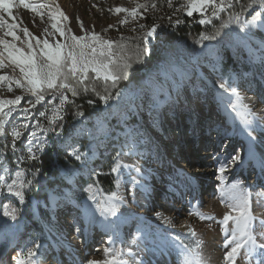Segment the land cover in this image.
Segmentation results:
<instances>
[{
	"label": "rangeland",
	"instance_id": "1",
	"mask_svg": "<svg viewBox=\"0 0 264 264\" xmlns=\"http://www.w3.org/2000/svg\"><path fill=\"white\" fill-rule=\"evenodd\" d=\"M232 1L240 0H224L225 4L231 7H226L218 16H212L211 7L203 16L199 13H194L192 16L199 20L210 19L212 21L210 24L202 25L209 30L204 35L211 36L219 30V35L214 40H203L202 43H198L201 40L200 37L189 42L183 41L172 46L168 45L161 62L156 61V58L152 59L151 52L158 51L159 47L165 45L162 44L165 38V28L162 22L169 20V17L173 20L181 15L187 16L186 9L182 10L181 7L187 3V0H171V3L169 0H27L29 3L48 5L47 8L41 10L42 17L30 9H25L19 0H10L13 5L12 16L10 17L7 11L0 10V16L8 23H17L19 28L27 27L38 39H48L50 45L57 41L71 43L72 34L83 36L87 32L90 37L95 31L104 40L112 42L113 51L117 55L130 57L132 65L128 70V78L122 79L118 88L111 90L113 98L107 103L96 95V92L100 95L107 94L102 75L96 79L94 73H89L90 78L85 82L88 87L87 92L83 91L84 85H80L78 86L80 95L72 97L71 93H67L70 102L73 98H80L86 104L92 100L93 103L90 105H93L97 112L92 116L79 115L71 125L70 135L65 139L64 145H61L69 154L72 149L85 154L80 160L83 176L73 175L69 180L70 188L59 193H51L48 202L32 197L29 201L24 198L23 203L20 202L19 197L14 196V193L16 191L23 193L24 187H20L21 183L25 184L30 180V176L24 170L25 162L31 160L28 159L26 151L28 132L36 131L37 137L46 141L45 151L37 152V158L51 145L48 132L51 126L49 119L53 117V113L50 110L52 106L47 104L51 97L46 96L45 102L36 106L35 111L32 112V118L27 121L30 127L22 130L21 140L17 141L16 151L13 154L11 127L25 122L20 108L27 106L26 101L30 93L26 88H20L15 83L16 80L21 79L18 68L7 60L3 66H0V76L6 77L5 80L0 81V99H14L16 95L24 96L17 111L12 117L7 118L6 138L0 135V219L6 217L4 206L9 205L8 211L15 210L14 215L18 226L17 230L5 232L4 242L7 248L2 256L3 264H15L12 258L16 257L21 250L26 253L27 248L34 245H39L35 255L30 258L35 264H86L87 260H101V257L94 256L91 251L87 252L86 239L81 231L83 225L78 217L84 216V210L87 209L84 202L90 195V187L97 189L99 199L102 201H107L112 196L98 186L97 181L101 176L113 177L115 188L112 193L117 194L122 190L128 194L135 192L131 179L125 172L111 171L117 163V153L120 154L119 163L123 156L130 157L132 154L136 160L146 166L149 172L154 174L153 178L167 181L172 187L174 186V192L181 188L182 179H187L185 175L174 170L176 166L174 162L181 160V156L188 157L187 162L190 167H193L199 163L197 156L203 151L213 150L214 155L218 153L220 157L228 149L223 156L228 160L233 155L240 154L242 142L238 136L239 129L233 125L234 120L229 119L227 113L223 110L220 113L219 110L223 108L221 100L227 98L231 90L219 89L218 83L227 82L231 88L236 89V92L240 91L253 97L264 108V62H262L264 44L251 36L249 31L231 22L236 16H239L241 20L251 21L256 13H261L257 20L260 22L264 20V7L254 0H244L241 6L235 5ZM138 4H147L146 11L141 9L143 18L133 19L126 13L110 11L116 7L132 9ZM57 9L68 17L67 20H62L59 15H56V20L61 22V26L72 29V33L67 36H62L51 28L54 21L50 19L49 13L55 14ZM77 17L84 25L83 31L77 22ZM121 20L127 22L121 24ZM141 24L145 25V28H140ZM153 24L159 26L157 35L149 37L145 43L144 35ZM225 24L227 27H221ZM109 25L113 27L109 28ZM6 31V27L0 29V36L12 41L11 36H4ZM17 35L21 39L13 42L18 47H24L23 40L31 39L25 37L19 29H17ZM32 43L35 44V40H32ZM137 53L141 54L138 62ZM229 55L233 57L232 63L236 65L231 63L229 67H226L225 63L229 60ZM97 58H100L98 53ZM166 69L170 72L183 73L185 89H182V86L179 88L182 91L179 92L178 102L171 107L168 103L164 104L160 109L158 122L154 123V113L150 110L153 91L161 101H165L169 96V91L160 75ZM151 81L154 82V88L149 85ZM117 91L121 95L117 96ZM132 96H136L135 104L129 101ZM58 103L59 99L53 101V104ZM67 105L63 106L60 117L63 116ZM46 108L49 109L46 117H39V112L45 111ZM37 122L40 124L39 129L34 127ZM129 129H138L142 134L135 143L127 137ZM56 140H59V136H56ZM33 142L35 143V140ZM164 143L172 144L174 147L170 151L172 154L166 150ZM96 144L98 147H95ZM253 171L248 168L246 175ZM13 181L16 183L9 191L7 185L12 184ZM261 181L259 184L264 183ZM195 185L199 191L194 194L188 184V188L184 186L185 190L183 189L182 195L178 196L173 193L168 196L173 204H185V200L180 202L184 196L186 198L192 196L195 203L198 201L201 204L192 212L188 210L192 213L196 223L190 227L186 235L180 236L192 248L194 254L198 253V257L195 256L199 262L229 264L224 259L225 252H222V257H219L212 252L208 253L206 249L211 243L213 247L225 244L229 250L226 241L231 239V229L235 225L229 221L227 225L229 231L226 232L224 231L225 225L222 223V214L229 212V207L226 204L224 206V203L218 199L217 190L214 191V188L208 187L209 183L198 182ZM208 189H210L208 196L210 202L205 201L203 197ZM162 192L160 188L156 190L154 196H161ZM255 200L262 206V209L257 211L260 220L253 221L250 218L253 234H256L258 226L264 221V188L256 192ZM186 207L188 208V205ZM88 216H91L90 210H88ZM8 218L12 220L10 216L6 217L7 220ZM74 218L76 222L69 223ZM125 218L127 216L117 213L110 228L111 236L112 233L117 235L123 228L126 231L127 238L124 244L115 247V250H121L119 257L121 260L129 240V244L132 243L130 238H133L137 232V226L145 227L137 217H128V220ZM202 223L205 225L202 226ZM76 228H79L80 232H77ZM219 233L222 235L220 236ZM95 236L96 242H90L93 247L97 246V241L104 242L102 241L103 236L100 234ZM257 243H264V239L258 237ZM205 251L207 254L204 253ZM249 256L251 255H245V249L242 248L234 264H251L248 260ZM27 262L26 260L25 263Z\"/></svg>",
	"mask_w": 264,
	"mask_h": 264
},
{
	"label": "snow or ice",
	"instance_id": "2",
	"mask_svg": "<svg viewBox=\"0 0 264 264\" xmlns=\"http://www.w3.org/2000/svg\"><path fill=\"white\" fill-rule=\"evenodd\" d=\"M20 4L23 5L25 9H30L33 13H37L43 16L42 9L48 7L46 4H34L29 3L27 0H19ZM254 2L260 3L264 7V0H254ZM171 3V0H169ZM155 5H153L154 7ZM13 7L10 0H0V10L7 11L8 15L11 17L12 12L11 8ZM182 10L186 9L187 16L192 17L194 13H199L203 16L206 10L211 7L212 16H218L221 12L225 10L226 7H231V5H226L224 0H187L185 5H182ZM147 10V4H138L136 7L129 9L126 7H116L110 9L116 13H126L128 16H131L133 19L136 17L143 18V12ZM56 15H59L62 20H67L68 17L59 9L56 10V13H49L50 19L54 22L51 24V28L55 32L60 33L62 36H67L72 33V29L67 26H61V22L56 20ZM261 13H256L249 20H241L239 16H236L231 22L239 25L241 29H246L251 31L249 25L255 24V22L260 18ZM171 21V17H169ZM77 22L81 28L84 30V25L82 21L77 17ZM126 20H121L120 23H126ZM175 23L179 25L181 20L176 19ZM200 24H210L212 21L210 19H200ZM264 26V20L260 21V25ZM7 28V31L4 32V36H11L12 41L4 39L3 36H0V66H3L5 61H9L12 65L19 69L21 74V79L15 81L16 85L20 88H26L27 92L30 93V97L27 99V106L20 108V111L23 114L24 123H20L18 126L11 127V136H12V146L13 154L16 151V143L21 140L22 130H27L30 126L27 122L32 118V112L35 111L36 106L45 102L46 96H50L51 99L47 101L48 105H51V111L53 117L49 119L50 125H55L57 119L61 118L59 114L63 111V106L70 103L67 93H71L72 97L80 95L78 86L84 85L83 91L87 92L88 87L86 81L90 78L89 73H94L95 78L99 79L102 75L103 81L105 84L106 95H100L99 92H96V95L100 97L102 101L107 103L112 99V89H117L120 81L122 79L128 78V70L131 68L130 57L124 55H117L113 51V45L111 41L104 40L98 33L93 31L89 37L88 33L85 32L83 36L71 35V43L67 41L61 43L57 41L55 44L50 45L48 39H38L35 37L27 27L19 28L17 23H8L2 16H0V29ZM109 28L113 27L112 25L108 26ZM140 28H145V25H139ZM158 25L153 24L148 28V31L144 35V41L147 42L149 37L157 35ZM221 27H227V25H222ZM17 29L24 33L25 37H30L31 39H25L22 41L24 47H18L13 41L20 40L21 38L17 35ZM47 32V29L45 30ZM219 35V30H217L213 35H203L201 34V40L198 43H202L203 40H214L216 36ZM32 40H35V44L32 43ZM26 48V50H25ZM97 53L99 59L97 58ZM140 53H137L136 60H140ZM264 62V58H262ZM175 75V73H174ZM181 78L183 79V73H180ZM5 76H0V81L5 80ZM218 88L229 91L237 95V98L243 102L244 97H240L236 93L235 88H231L230 84L227 82H219ZM95 92V89H93ZM116 95L119 96L121 93L116 92ZM179 97V92H177V98ZM24 99L23 95H16L14 99H0V135L5 136L6 138V128L5 125L8 123L9 117L13 116L21 105V101ZM59 99L58 104H53V101ZM178 100H174L171 95L165 101H161L153 91L152 102L150 110L154 113L153 121L154 123L158 122V117L161 114L160 109L164 106L165 103H168L169 106L175 104ZM89 104H92L93 101L89 100ZM243 107L247 110V114L252 117H256L257 113L253 112L248 105L244 104ZM235 111V107L233 108ZM48 108L45 111L39 112V117H46ZM82 115V113H80ZM126 118V117H125ZM264 118V117H262ZM39 129L40 124L37 122L34 126ZM246 129H251L250 124H245ZM55 132V128L51 129ZM254 131V129H252ZM59 135V133H56ZM142 134L138 129H129L127 137L131 139L134 143ZM248 135L251 138V131H248ZM28 140L26 151L28 154V159L35 160L37 152H43L46 149V141H42L37 137L36 131L28 132ZM35 140V143L33 142ZM70 155L75 156L77 160H82L85 156L84 153H78L77 149H72ZM117 153V163L111 168V171L116 173L119 172L121 167L128 168L130 165H121L119 163ZM21 159H23L21 157ZM242 157L239 153L233 155L231 159L225 163L221 162L219 171L224 172L225 168L229 164H234L237 161H241ZM39 171V169H37ZM139 171V169H137ZM19 175V173H17ZM15 181L12 184L7 185L9 191L14 187ZM32 181H28L30 185ZM21 188L25 187L23 183L20 185ZM14 196L19 197L20 202L23 203L24 196L21 191H16ZM93 201L96 202V210L99 211L100 215L107 221L108 217H115L120 203H124L122 197H117L116 193H112L111 198L107 201H96L95 196L91 197ZM9 205H5L4 216L11 217L15 220L14 211H8ZM230 211L225 213L223 216L222 223L225 225L224 231H229L227 225L229 221H232L235 225L231 229V239H228L226 242L229 245V250H226L224 253V259L229 262V264H234L236 257L240 254V250L245 249V255H251V253L256 249L264 250V243H257L258 237L264 239V221L258 226L256 234H253L251 228L250 217L248 213V198L247 195H241L239 193H233L232 203L228 205ZM84 215L88 217V210H84ZM156 216H160V212L155 213ZM203 218V217H202ZM94 219V213L91 217L88 218L89 224L92 223ZM10 226L5 222L0 224V232H6ZM77 232H80L79 228H76ZM139 232L140 229L138 228ZM194 234V233H193ZM114 242V241H113ZM132 243H137L136 238H133ZM39 245H34L33 247L27 248V252L24 253L21 250L20 253H17L16 257L12 259L15 261V264H25L27 260L31 264V259L37 250ZM199 247V244H197ZM127 254L131 264H144L142 260L137 261L136 255L132 253L131 248H128ZM105 255L111 254L110 258L106 261H96V260H87L86 264H129V261L121 260V250L116 249H105ZM198 257V253H196ZM186 264L188 261V256H186ZM260 264H264V259L261 260Z\"/></svg>",
	"mask_w": 264,
	"mask_h": 264
},
{
	"label": "bare ground",
	"instance_id": "3",
	"mask_svg": "<svg viewBox=\"0 0 264 264\" xmlns=\"http://www.w3.org/2000/svg\"><path fill=\"white\" fill-rule=\"evenodd\" d=\"M258 25H260L259 21H256L253 25H249L251 28L249 33L264 44V26ZM160 75L169 91V95H171L174 100H177L179 98H177V92L182 91L179 88L182 86V89H185L184 78L182 79L179 73L170 72L167 69L163 70ZM149 85L152 88L155 86L153 81L149 82ZM236 93H238L240 97H244L243 102L237 98L236 94L231 92L227 98L221 100L223 108H220L219 110L220 113L222 110L227 113V117L233 119V125L239 129L238 136L242 142V147L240 148V156L242 159L234 164H229L223 173L219 171V168L221 162L227 163L229 161L228 158H223L228 149L225 150L220 157L218 153L214 155L213 150L199 153L197 156L199 163L193 167L189 166V163L187 162L188 157L181 156V160L174 162L176 164L174 170L185 175L187 179H182L181 188L178 189L177 192H174V186L172 187L167 181H161L156 177L153 178L152 175L154 174L149 172L146 166L136 160L132 154L130 157L125 155L120 160L121 165L131 166L128 168L121 167L120 170L129 176L135 192L128 194L125 190H122L116 194L117 197H122L124 201V203L119 204L117 213L127 216V218H125L126 220H128V217H137L145 225L144 228L137 226L140 231H137L135 235H133V238H136L137 243H131L130 245L129 240L127 245V249L130 246L129 248H131L132 253L136 255L137 261L142 260L144 264H186L185 258L188 256L187 264H205L197 260L192 248L180 236L186 235L190 227L196 223L191 212L200 207V202L197 201L195 203L192 196H189L188 198L184 196L180 199V202L185 200V204H173L168 197L173 193H176L178 196L182 195V192L185 190L184 186L188 188V184L191 186V192L194 194L196 191H199V189L195 187L196 183H209L208 187L211 186L214 188V191L217 190V197L222 203H224V206L225 204L228 206L232 203L233 193L247 195L249 217L253 221L259 218V213L257 211H260L262 206H260L255 200V195L256 192H259L264 188V183L259 184L261 180V182H264V118H262L264 117V108L261 107L253 97L247 96L240 91H237ZM129 101L131 104H135L136 96L129 98ZM244 104L248 105L253 112L257 113V116L252 117L251 115H248L247 110L243 107ZM234 107L235 111L233 110ZM246 123L251 125V129H246ZM252 129H254V131H252ZM248 131H251V138L248 135ZM164 144L166 145V150L168 152L174 149L171 143ZM191 161H193V159ZM248 168L253 169L254 171L253 173H248L246 175ZM137 169H139V171H137ZM160 188L161 192L163 191L161 196H154L156 190H160ZM89 189L90 195L86 198L84 206L90 210L91 216L94 213V219L92 223L89 224L88 218L91 216L86 217L84 215L78 217L81 219L83 225L81 231L83 237L86 239L87 252L91 251L94 256L96 255L102 258L101 260L99 259L100 261H106L110 258L111 254L105 255L104 250L109 248L115 250L116 246H122L127 238L126 231L123 228V230H120L117 235L112 233L111 236L110 228L115 217L109 216L107 221L104 220L99 211L96 210V202L91 199V197L95 196L96 201H102L99 199L97 189L94 187H90ZM203 191L204 190H202V192ZM209 191L210 189L203 194L204 200L207 202H210V199L208 198ZM186 205H188V208ZM228 211H230V209ZM156 212H160L161 215L159 217L156 216ZM224 214L225 212L222 215L224 216ZM5 222L10 226L7 229V232H12L13 230L18 229L16 220H10L9 218L7 220L6 217L0 219V224ZM74 222H76L75 218L74 220L69 221V223L72 224ZM203 225L205 224L202 223V226ZM215 226H217V224H215ZM98 234L104 237L102 240L104 242L100 243L97 241V246L93 247L90 242L95 243V235ZM219 234L220 236L222 235V233ZM4 235L5 232H0V264H3L2 256L7 248L6 243L4 242ZM133 238H130L132 239L131 242L133 241ZM89 244L91 246H89ZM213 246L210 243V245L206 247L208 253L212 252V254L219 257H222V252L227 250L225 244H220L219 247ZM126 250L122 253V260L129 261V264H131ZM204 253L207 254L206 251ZM262 259H264V252L262 249L256 248L251 253L248 260L251 264H260ZM25 264H29V262ZM31 264H35L34 261L31 260Z\"/></svg>",
	"mask_w": 264,
	"mask_h": 264
},
{
	"label": "trees",
	"instance_id": "4",
	"mask_svg": "<svg viewBox=\"0 0 264 264\" xmlns=\"http://www.w3.org/2000/svg\"><path fill=\"white\" fill-rule=\"evenodd\" d=\"M232 2L237 6H241L244 0ZM176 19L181 20L179 25L175 23ZM176 19H171V21L164 20L162 22L165 28V38L162 44L165 45L159 47L158 51L151 52V56H153L152 59L156 58V61L161 62L168 45L172 46L179 42H189L198 39L201 37V34L204 35L209 31L206 30L205 26L200 24L199 19L195 17L181 15ZM233 55L236 57V53ZM228 58L230 62L228 60L225 63L226 67H229L233 61L231 55H229ZM232 64L236 65L235 63ZM80 113H82V116H92L97 112L93 105L84 103L80 98H73L66 106L63 116L56 121L55 125L50 126L48 132L51 143L50 147L35 160H28L25 162L24 170L30 176V180L28 181H32L30 185L28 181H26L24 184L25 187L23 188L24 198L28 201L31 200L32 197H35L38 200L48 202L51 193H59L64 189L70 188L69 180L73 175L77 174V177L83 176L81 161L77 160L61 147V145H64L65 139L71 133L70 128L72 123L78 118ZM53 127L55 128V132L51 130ZM56 133H59V135ZM56 136H59V140H56ZM95 147H98L97 144ZM37 169H39V171H37ZM97 184L108 195H111L115 188L113 177L110 175L101 176Z\"/></svg>",
	"mask_w": 264,
	"mask_h": 264
}]
</instances>
